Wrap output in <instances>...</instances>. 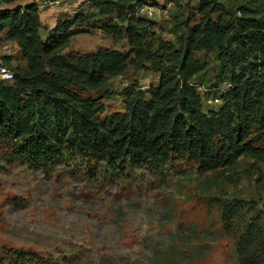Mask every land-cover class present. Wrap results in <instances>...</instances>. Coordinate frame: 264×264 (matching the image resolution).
Returning a JSON list of instances; mask_svg holds the SVG:
<instances>
[{"label": "rangeland", "instance_id": "374dc122", "mask_svg": "<svg viewBox=\"0 0 264 264\" xmlns=\"http://www.w3.org/2000/svg\"><path fill=\"white\" fill-rule=\"evenodd\" d=\"M43 1L13 5H39L43 40L59 21L79 12L86 15L90 34L73 37L63 55L130 51L124 31L113 38L99 29L110 23L125 30L127 19L101 15L93 0H46L59 2L46 7ZM144 1L162 11L156 18H143L139 28L141 34L147 33L144 49L148 44L157 49L162 41L180 51L186 25L202 21L203 4L209 1L216 2L210 13L213 19L264 17V0ZM7 7L11 6L0 0V9ZM7 46L13 56H7L6 65L15 73L25 71L27 63L13 42H0V59ZM194 59L202 66L192 83L202 96L203 112L218 111L230 89L232 64L217 52H196ZM131 61L124 74L109 77L97 90L74 83L67 89L101 103V121L123 115L130 91H148L160 81L152 64L139 68L134 56ZM249 137L264 149V132L254 129ZM226 206L239 208L231 230L225 229ZM0 264H264V156L244 155L230 166L208 172L186 156L174 158L161 171L127 165L115 170L70 150L40 166L25 160L16 140H4Z\"/></svg>", "mask_w": 264, "mask_h": 264}, {"label": "trees", "instance_id": "16d2710c", "mask_svg": "<svg viewBox=\"0 0 264 264\" xmlns=\"http://www.w3.org/2000/svg\"><path fill=\"white\" fill-rule=\"evenodd\" d=\"M20 1L1 0L11 7L0 9V42L15 43L27 68L14 71L11 83L0 80V144L16 140L28 163L47 165L73 150L115 170L127 165L161 171L174 158L186 156L208 172L244 155L264 156V149L249 137L254 129L264 132V17L213 19L216 2L209 1L203 4L202 21L186 25L180 51L162 41L157 49L150 44L144 49L147 33L139 28L146 21L139 15L148 5L144 0H93L101 15L129 21L125 30L110 23L99 29L113 38L124 31L131 49L65 56L62 52L73 37L90 34L86 15L79 12L59 21L43 40L39 5L13 6ZM200 51L217 52L232 64L225 105L209 114L203 112L202 96L192 83L202 71L194 59ZM131 56L139 68L152 64L160 81L148 91H130L123 115L101 121V103L69 93L72 83L97 90L109 77L121 76ZM1 57L8 65V57ZM238 213L237 206L225 207V229H232Z\"/></svg>", "mask_w": 264, "mask_h": 264}, {"label": "built area", "instance_id": "2783aa9c", "mask_svg": "<svg viewBox=\"0 0 264 264\" xmlns=\"http://www.w3.org/2000/svg\"><path fill=\"white\" fill-rule=\"evenodd\" d=\"M59 2H47L43 1L42 6H56ZM162 11L153 5H145L139 9V15L143 18L153 19L160 16ZM3 56H13L12 49L9 46L4 48ZM14 79V72L6 65V63L0 59V80L11 83Z\"/></svg>", "mask_w": 264, "mask_h": 264}]
</instances>
